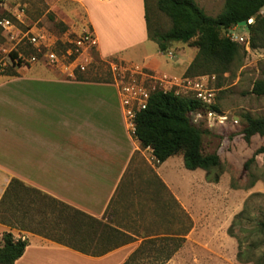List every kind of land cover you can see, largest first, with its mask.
I'll use <instances>...</instances> for the list:
<instances>
[{
    "label": "crops",
    "instance_id": "0c3cea01",
    "mask_svg": "<svg viewBox=\"0 0 264 264\" xmlns=\"http://www.w3.org/2000/svg\"><path fill=\"white\" fill-rule=\"evenodd\" d=\"M67 1L84 10L100 58H118L144 69L153 77L154 85L164 83L163 90H170L172 84L178 85L186 77L198 49L175 43L179 49L160 52L149 39L144 0ZM195 1L212 17L222 12L225 3ZM93 6L97 9L91 10ZM97 10L99 14L95 13ZM260 12L264 15V7ZM111 24L119 32L117 36H109L107 27ZM232 29L236 35L249 36L243 27L240 33L239 27ZM143 149L133 136L132 120L125 113L118 86L50 75L37 77L29 72L0 74V200L11 180L17 179L101 219L123 183H129L134 157ZM156 167L158 170L153 169L151 180L146 183L151 196L154 187L160 188L175 206L190 211L198 190L195 171L185 168L181 155ZM158 179L166 188L160 187ZM187 218L191 221L188 215ZM5 232L29 242L15 264H40L43 257L51 259L46 264H55L57 259L52 258L58 254L82 263L103 261L118 254L127 259L138 247L131 242L104 256L92 257L1 222L0 243ZM166 235L171 236L172 232Z\"/></svg>",
    "mask_w": 264,
    "mask_h": 264
},
{
    "label": "rangeland",
    "instance_id": "374dc122",
    "mask_svg": "<svg viewBox=\"0 0 264 264\" xmlns=\"http://www.w3.org/2000/svg\"><path fill=\"white\" fill-rule=\"evenodd\" d=\"M149 5L153 6L150 7L152 28L167 31L171 27L170 19L157 10L155 0H149ZM96 9V6L91 7V10ZM95 13L99 14V11ZM3 17L9 18L14 25L9 29L0 26V74L29 72L37 77L50 75L75 79L84 75L88 79L110 80V84L119 89L122 81L124 85L137 91L145 90L148 94L163 88L161 84L164 83L154 85L153 77L142 68L118 58H100L97 47L75 51L76 40L90 28L84 10L75 3L67 0H0V18ZM241 29L239 27L237 32L240 33ZM107 32L111 37L119 33L112 24L107 27ZM33 33L42 37L40 49H36L27 38ZM226 34L236 35L232 28ZM177 49L174 44L170 48L171 51ZM49 50L55 51L58 61L52 63L45 58L44 53ZM12 52L23 57V66L15 65L10 56ZM33 56L36 61H32ZM263 75L264 48H256L250 52L243 49L240 57L224 73L189 76L206 81L208 88L215 93L217 111L238 121L234 125L210 127L203 120L198 125L203 131V151L206 154L218 153L222 173L218 183H208L206 171L195 170L198 190L190 211L175 206L160 188L154 187L152 196L149 193L150 187L146 183L151 180L153 169L155 172L158 170L151 149H143L134 157L129 184L122 190L124 205L117 207V219L128 226L126 229L137 246L142 242L148 243L145 255L136 264H254L237 260L238 237H246L247 234L239 225L234 227L237 236H231L228 230L235 216L243 210L245 214L241 221L245 228L264 220V156L257 155L248 163L254 152L264 145V136L256 134L248 142L242 136L244 115L264 117V97L251 93L253 83ZM188 87L186 83L179 82L178 85L172 84L170 90L192 96ZM187 215L192 225L186 230ZM164 231H180V235L170 237L183 241L181 248L162 263L168 253L166 248L160 249L166 244L165 241L159 242ZM151 239L156 242L149 243ZM167 242L170 246L171 242ZM120 257L118 254L107 260L82 263L79 259L58 254L52 260L57 259L53 261L55 264H123L126 259ZM50 261L43 257L39 263Z\"/></svg>",
    "mask_w": 264,
    "mask_h": 264
},
{
    "label": "trees",
    "instance_id": "16d2710c",
    "mask_svg": "<svg viewBox=\"0 0 264 264\" xmlns=\"http://www.w3.org/2000/svg\"><path fill=\"white\" fill-rule=\"evenodd\" d=\"M144 3L149 39L158 45L160 52L169 53L175 43L191 44L198 49L186 71L187 77L221 74L230 69L244 47L226 33L233 27H239L240 22L247 23L251 49L264 48V15L260 12L264 0H225L222 12L215 17L207 15L195 0H155L157 10L171 21V27L164 32L152 28L149 0H144ZM10 56L15 65L23 66L24 61L17 52H12ZM76 80L110 83L107 79H88L84 75H78ZM251 93L264 97V75L253 83ZM206 108L193 96L182 95L175 90L155 89L150 92L145 108L135 112L132 119L133 136L142 148L151 149L156 164L181 155L186 169L204 170L208 183H218L222 173L221 159L218 153H204L203 131L191 120L192 112ZM208 108L218 110L216 105ZM244 122L242 136L245 141H250L256 134L264 136V117L246 114ZM257 155L264 156V145L254 152L248 163ZM127 182L123 183L104 216L98 219L12 179L0 200V222L21 232L40 235L82 254L101 257L134 241L126 229L128 226L117 219V207L124 205L122 190L129 184ZM158 183L160 187L166 188L160 179ZM244 214L245 210L236 215L228 230L231 236H237L234 227L239 225L247 234L246 237H238L237 260L241 263L264 264V220L245 228L241 221ZM191 225L187 219L186 230ZM167 233L163 232V239L159 240L161 243L166 242L165 247L160 249L166 248L168 251L162 263L181 248L183 241L171 238ZM172 235H180V231ZM167 240L171 242L170 246H167ZM154 242L151 239L149 243ZM28 245V240L22 236L16 238L12 232H5L0 243V264H15ZM147 245V242H142L123 264H136L145 255Z\"/></svg>",
    "mask_w": 264,
    "mask_h": 264
},
{
    "label": "built area",
    "instance_id": "2783aa9c",
    "mask_svg": "<svg viewBox=\"0 0 264 264\" xmlns=\"http://www.w3.org/2000/svg\"><path fill=\"white\" fill-rule=\"evenodd\" d=\"M103 1V0H99ZM104 1H112V0H104ZM252 20L249 21L251 23ZM13 23L9 18H0V26L9 29L13 27ZM229 36V35H228ZM232 40L241 44L246 51H251V45L249 41V37H243L240 35H230ZM29 42L35 46L36 49H40L43 46L42 37L39 34L33 33L32 35H27ZM96 38L94 32L91 28L84 31L79 38L75 42V46L73 49L75 51H80L81 49H90L92 47H96ZM45 58L50 60L52 63L58 61V56L55 51L49 50L45 51ZM20 56V55H19ZM22 58L23 57H19ZM17 59V61L19 60ZM32 61H36V57H32ZM180 83H186L188 88L192 91V96L200 100L207 108L204 110H196L191 113L192 123L196 126L200 124L201 121L206 120L208 126H228L237 124V120L230 117V115L218 112L213 108H208L215 105V93L212 89L208 88L207 82L202 78L192 79L189 77H182L180 79ZM120 94L122 96L123 106L125 108V113L129 119H133L135 112L145 108L146 101L148 99L149 94L145 92V90H135L134 87H130L124 85L122 81H120ZM178 93V92H177ZM133 124V123H132ZM25 239V238H23Z\"/></svg>",
    "mask_w": 264,
    "mask_h": 264
},
{
    "label": "water",
    "instance_id": "95a60500",
    "mask_svg": "<svg viewBox=\"0 0 264 264\" xmlns=\"http://www.w3.org/2000/svg\"><path fill=\"white\" fill-rule=\"evenodd\" d=\"M239 27H243L245 31H249V28L247 26V23L245 21L239 23Z\"/></svg>",
    "mask_w": 264,
    "mask_h": 264
}]
</instances>
